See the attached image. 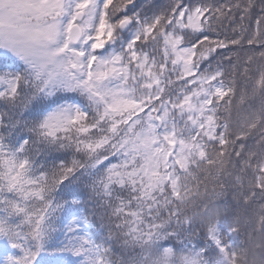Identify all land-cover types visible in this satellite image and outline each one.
Segmentation results:
<instances>
[{
    "label": "snow or ice",
    "instance_id": "obj_1",
    "mask_svg": "<svg viewBox=\"0 0 264 264\" xmlns=\"http://www.w3.org/2000/svg\"><path fill=\"white\" fill-rule=\"evenodd\" d=\"M0 264H264V0H0Z\"/></svg>",
    "mask_w": 264,
    "mask_h": 264
}]
</instances>
